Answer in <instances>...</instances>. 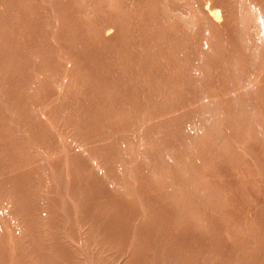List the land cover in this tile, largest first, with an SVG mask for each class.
Segmentation results:
<instances>
[{"label": "rangeland", "instance_id": "1", "mask_svg": "<svg viewBox=\"0 0 264 264\" xmlns=\"http://www.w3.org/2000/svg\"><path fill=\"white\" fill-rule=\"evenodd\" d=\"M0 264H264V0H0Z\"/></svg>", "mask_w": 264, "mask_h": 264}, {"label": "bare ground", "instance_id": "2", "mask_svg": "<svg viewBox=\"0 0 264 264\" xmlns=\"http://www.w3.org/2000/svg\"><path fill=\"white\" fill-rule=\"evenodd\" d=\"M208 8V7H207ZM206 9V8H205ZM208 10H210L208 13L211 15V17L213 18V19H215V20H218V13H219V11L218 10H216L215 8H210V9H208ZM205 13H206V11H205ZM208 15V14H207ZM210 15H209V17H210ZM111 21H112V19H111ZM111 26V25H110ZM97 134V133H96ZM99 136V135H98ZM101 136V135H100ZM97 137V136H96ZM103 137V136H102Z\"/></svg>", "mask_w": 264, "mask_h": 264}]
</instances>
